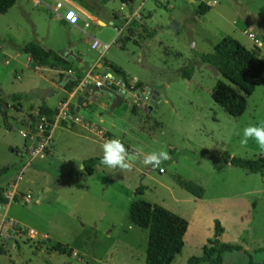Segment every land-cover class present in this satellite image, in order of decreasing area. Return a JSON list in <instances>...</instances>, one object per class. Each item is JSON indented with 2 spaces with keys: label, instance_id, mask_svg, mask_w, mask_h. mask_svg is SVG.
<instances>
[{
  "label": "rangeland",
  "instance_id": "obj_1",
  "mask_svg": "<svg viewBox=\"0 0 264 264\" xmlns=\"http://www.w3.org/2000/svg\"><path fill=\"white\" fill-rule=\"evenodd\" d=\"M70 1L89 6L105 25L88 20L90 26L84 32L69 21L72 15L60 19L29 0H16L7 12L0 13V48L9 58L19 53L5 64L0 52L1 97L8 103L4 113L0 111V169L19 164L9 146L22 149L18 130L32 123L38 113L36 109L18 125L20 111L12 106L10 96H26L33 87L48 86L40 75L53 74L27 64V54L20 53L23 43L34 41L62 53L76 43L96 55L103 47L93 46L92 37L104 43L115 41L118 33L113 16L121 17L122 25L121 15L133 11L122 7V0ZM70 1L64 2V16L78 14ZM141 3L144 16L133 20L144 21L151 13L147 24L156 30L154 36L143 38L140 28L129 33L126 26L121 34L126 35L121 38L123 44L130 36L139 44L130 40L120 50L113 41L104 54L116 58L132 78L149 87L155 85L161 99L148 110L149 96L133 97L110 112L105 93L100 91L93 94L90 105L102 107L104 119L112 117L120 127L126 125L130 144L151 155L158 166L146 171L148 164L139 161L116 168L99 165L91 175L83 176L81 160L110 155V151L91 145L76 129L62 127L74 122L61 118L52 122L49 149L32 159L22 156L18 166L9 165L15 170L2 183L8 202L1 209L25 230L0 229V264H144L148 231L128 218L129 204L136 198L158 203L188 221L184 245L171 264H186L190 256L200 255L215 235L216 221L222 229L219 240L242 246L224 252L220 264H264V169L252 173L222 157L224 151L244 158L264 155V71L263 81L247 96L243 113L233 116L211 97L215 82L226 80L198 59L223 36L231 35L264 62V0H135L134 4ZM201 3L209 9L200 15ZM73 21L83 26L78 18ZM171 21L177 23L176 29L170 27ZM188 31L195 47H190ZM185 66L193 67L188 79L180 73ZM91 111L93 116L98 112L89 108L78 114L91 122ZM135 122L138 127L129 130ZM90 124L94 130L78 126L115 149L120 140L102 123ZM51 152L54 155L48 157ZM180 181L201 187V196L186 191ZM139 185L144 186L142 194L135 192ZM28 229L34 237L27 234ZM55 242L67 245L69 252L48 250Z\"/></svg>",
  "mask_w": 264,
  "mask_h": 264
},
{
  "label": "trees",
  "instance_id": "obj_2",
  "mask_svg": "<svg viewBox=\"0 0 264 264\" xmlns=\"http://www.w3.org/2000/svg\"><path fill=\"white\" fill-rule=\"evenodd\" d=\"M122 1L126 3L130 2L129 0ZM15 2L16 0H0V13L7 12ZM208 9V4L201 3L197 8V13L200 15L204 14ZM137 28H140V34L143 38H150L156 32L155 29L150 30L148 25L140 20H133L128 25L127 31L133 33ZM125 38L126 36L122 39ZM262 40L264 42V33ZM21 48L38 65L71 69L69 62L61 55L52 49L42 47L34 41L25 42ZM198 59L202 63L209 64L226 80L218 79L215 82L211 90L213 100L230 115H241L246 107L247 96L263 81L264 62L259 58L257 53L247 49L231 35L223 36L214 45L212 51L200 54ZM106 66L109 72L125 82L127 87H130L127 74L123 70L110 63H106ZM192 71V66H185L180 69L181 75L187 79L190 78ZM83 76V72L75 70V81L69 80L65 85V89L71 90ZM142 87L143 84L138 82L132 90ZM23 96L21 94H12L11 98L20 99ZM2 106L3 98L0 96V111L4 113ZM38 114L45 115L49 121L53 122V118L56 115V108H50L43 104L39 106ZM5 125L8 126L6 121ZM222 157L224 162L252 173H259L264 169V155L257 158H244L235 155L231 156L228 152L224 151ZM120 162L121 160L115 157L93 156L83 160L82 170L80 171L83 176H88L93 173L95 165L110 164L116 166ZM13 171L8 166H3L0 169V203L2 204L8 202L3 194L4 189L2 183L4 178L9 177ZM180 184L194 196H201L202 188L198 185L186 181H180ZM143 190V185L135 188L137 194H142ZM128 218L133 224L148 231L144 264H171L174 257L181 252L184 245L183 237L188 227V221L158 203H150L141 198H136L129 204ZM214 228L215 235L210 239V244L202 247V253L200 255L190 256L186 264H220L223 260L222 255L224 252L242 249L240 244L223 242L217 238L222 231L218 221L215 222ZM48 248V250L57 251L62 254L69 252V247L61 242H55Z\"/></svg>",
  "mask_w": 264,
  "mask_h": 264
},
{
  "label": "crops",
  "instance_id": "obj_3",
  "mask_svg": "<svg viewBox=\"0 0 264 264\" xmlns=\"http://www.w3.org/2000/svg\"><path fill=\"white\" fill-rule=\"evenodd\" d=\"M29 1L32 2V4L35 5V6L37 4H41L42 6H44L42 3L38 2L37 0H29ZM50 1H55V0H50ZM129 1L130 2H128V3L122 2V3H125L124 7H126L127 10L134 9V8H139V12H140L141 18H142L144 16V14L142 15V12L140 11L142 3L139 4L138 6H135V4H134L135 0H129ZM71 4L73 6L72 9H75L78 12V14L76 15V14H71L70 13L69 15H72L74 18H76V19L78 18L80 21L83 22V26L77 25V24L73 25L77 29L86 32L84 30V28L90 26L88 20H92L93 22L97 23L98 25H105V21L103 19L95 16L92 12H90L89 6H87L85 4L84 5L83 4L82 5H78L75 2H73V1L71 2ZM64 8L67 9L66 6H64ZM47 10L50 11L49 9H47ZM57 17H59L60 19H64L63 17H60V16H57ZM150 17H151V13H147V19H149ZM120 18L121 17H118L117 15L113 16L114 21L117 23V26H116L117 29L116 30H117V33H118V35L116 36L115 41L113 39L111 42L104 43V42L99 41L95 37H92V39L94 40L93 46L101 45L103 47V50L100 51L99 53H97L96 55L93 54V53L89 54L88 48H83L82 45L77 46L76 43L71 45V50L70 51L65 50L63 53L62 52H58V51H56V50H54V49H52V48H50V47H48V46H46L44 44H40V45L42 47L46 48V49H52L53 51H55L56 53L61 55L64 59H66L69 62L71 70H73L74 72L76 70V71H79V72L80 71L83 72L84 75H86L87 73H92V74H95V75H101L103 73H108L109 72L107 70L106 63H110V64H114V65L118 66L121 70H123L127 74V77H128V80L130 81V84L131 85H135L136 83L141 82V81L139 79L135 78L134 76L132 78L129 75V73L127 72L128 70L127 69L125 70V68H123V66H121L122 64H120V62L116 58H113L111 54H110V56H108V58H105V54L107 53V51H104V50H106V49L108 50V48L111 46L113 41L116 43L117 48H119L120 50H121V48H125L127 42L130 41V40L133 43H135V44H139V42L136 43V41L131 36L129 37L128 40H126V43L123 44V41H121V38L125 37L126 35H121V34H123V32L126 31V28H124V27H122V25H120ZM147 19L144 20L145 24H147ZM142 22H143V20H142ZM109 23L110 24L112 23L111 19H110ZM150 30H152V28ZM243 31H245V30H243ZM257 40L259 41V44H261V41L259 39H257ZM105 44L107 45L106 47H104ZM0 52H1L2 55H4L3 56V63H5V64H7L9 62V60H11V59H17L18 56H19V53H16V54L10 56V58H9L8 54L5 53L6 51L4 52L3 50H1V48H0ZM20 53L27 54L25 51H23L22 48H20ZM85 56H87V57H85ZM137 59L140 60L141 58L138 57ZM5 60H7V62H5ZM73 60H75L76 63L73 62ZM26 61H27V64H31L32 63L34 68L37 71H39V72H44L45 71V72H52L53 74H49L47 76L40 75V78L42 80H44L45 82H47L48 86L41 87L42 89L41 88L38 89L37 87H33L32 89L29 90V91H31L30 94L27 92L28 94H26V96H23L20 99H13V98H11V96H10L11 99L8 98L9 100H11L13 107L15 105L17 106V108L16 109L14 108V109L17 110V111L18 110L20 111L19 112L20 113V117L17 120L18 125L20 124V126H21V122L23 123V118L25 119L27 116H29V114L31 112L35 111L36 109L39 108L40 105H43V104L48 106V107H50V108H55L59 101L68 99L69 102H70V105L73 106V110L75 111V108L77 106V104H76L77 97L80 94H82L83 91L74 90V86H73V88L71 90L65 89V85L67 84V82L64 81V80L67 79V76L69 74L68 71H67L68 69H63L62 67H48V66L38 65L37 63H35L31 59V57L28 54H27ZM109 73H111V72H109ZM141 83L143 84V87H142L143 89H142L141 94L135 93V91L131 90L130 92H132V96L130 98L134 97L136 99V98H138L140 96H144V95L148 96V91L153 89V90H155V93H156L155 94L156 95V97H155V105H156L158 103V101L161 99L160 90L157 89L155 85L149 87L145 83H143V82H141ZM90 84H92V83L90 82ZM117 88L121 89L123 87L120 86V87H117ZM140 89L141 88L137 89V91L140 90ZM125 90L128 91V88L125 87ZM95 92H100V91L88 90L87 92H85L82 95V100H81V103L79 105V109H78L77 113L81 109L88 110L89 108H91L92 110L98 111L97 113H95L94 116L92 115V111H91L90 115L88 114V117L92 120V121L91 120L90 121L96 126L98 124L102 123V127L105 130H109L111 132L112 136L116 137L117 140H120V141H117V142H119V144L114 147L115 149H113V147H110V145L106 144L104 142V140H100V138H93L86 131H84L82 129V127L78 126V125H81L79 123H76V124L74 123V124H72L70 126L65 124L62 127L70 129V130L71 129H76V131H74V132H77V134H79V136H81V138H83L84 140H88L89 142H91L90 143L91 145H92V143H96L99 146H102L103 149H105L107 151H110V155L106 154V155H95V156H108V157H115L117 159H120L121 162L116 167H122L123 165H132L133 163H135V161L137 162V160H135L131 156L134 153L135 154H140V155H143V156H148V157H150L152 159V161H154L153 157L151 155H149L147 153H144V152L134 148L133 145L130 144L129 139L127 138V126L126 125H123L122 127H120L116 123L114 118L111 117V119H109V120H106V119L103 118L104 109L101 107L102 106V103H101L102 100L100 102L99 101L97 102L98 103L97 105L99 107H101L99 109H96L95 107H92L90 105L92 99L94 98L93 94ZM101 92H104V91H101ZM104 93H105V97H106L105 99H107V105H110V103L112 101V96H111V94H109L107 92H104ZM1 95H2V89L0 87V96ZM130 98L123 99V101H121L118 105H120L122 102L128 101L127 99H130ZM97 99L98 98L96 97V100ZM25 100H29V102H26V104L24 102H22V101H25ZM51 100H54L53 104H51V102H50ZM6 105H7L6 107H8V103H6ZM114 109H115V107L112 110H109V108H108V110L110 112H113ZM118 116H120V115H118ZM82 118L84 120V124H82V126L84 128L90 129V130H94L95 129V128L91 127V124H90L91 122L86 120L84 117H82ZM133 126L129 130L133 131V130H135L138 127L136 122H135V125H133ZM8 127H10L9 124H8ZM126 139H128V140H126ZM121 141H122V143H120ZM17 148H18L17 146H14V147L13 146H9V150L11 151L12 155L14 157L18 158L19 164L11 163V164H7V165H3V166L10 167L11 165H14V166L20 165V159H21L22 156H19V155H17L15 153V149H17ZM52 155H54V154L51 152V153L48 154V157H50ZM90 157H93V156H90ZM85 159H87V158H85ZM85 159H83V160H85ZM83 160H81V161L83 162ZM104 165H109V164H104ZM97 166H99V164L95 165L94 170L97 168ZM110 166H112V165H110ZM113 167H115V166L113 165ZM11 168H14V167H11ZM14 170H15V168H14ZM147 170H148V168L146 169V171Z\"/></svg>",
  "mask_w": 264,
  "mask_h": 264
},
{
  "label": "built area",
  "instance_id": "obj_4",
  "mask_svg": "<svg viewBox=\"0 0 264 264\" xmlns=\"http://www.w3.org/2000/svg\"><path fill=\"white\" fill-rule=\"evenodd\" d=\"M38 2L42 3L47 9H49L53 14L69 19L70 15L64 16L62 14V10L64 9V2L68 0H37ZM122 7L125 6V3H121ZM123 24L122 27H128V25L133 21V19H137L141 17V14L139 12V8H134L133 11H129L126 15H121ZM74 17L73 19H70L69 21L75 25L74 23ZM123 28V29H124ZM250 36L252 37V34L250 33ZM107 45L105 44L104 47ZM7 62V60H5ZM69 74H72L75 76V72L71 69L67 70ZM76 79V77H75ZM74 79V81H75ZM90 82L92 84H90ZM125 83L121 81L120 79L116 78L112 73H103L101 75H95L92 73H87L84 75L80 80H78L77 84L74 86V90L83 91L87 87L91 85L95 86H102L106 85L108 87H120L122 84ZM130 84V81H129ZM135 85H131L130 87H127L126 84L124 86L128 88V91H131L132 88ZM123 87V86H122ZM137 92V89L132 90ZM144 98L147 99L148 96L144 95ZM56 108V115L53 118V122H57L59 118L64 122H74L79 124H84V120L82 117L78 115L77 112L71 108L70 102L68 99L61 100L58 102ZM51 124L52 122L49 121V119L45 115H39L36 114V118L32 123L29 122L26 126L19 129V134L23 138L24 144L22 149H17L15 153L19 156H29L30 159L35 158L37 155H43L47 149H49V145L51 143V137H52V130H51ZM159 171H162V168L159 169ZM2 203H0V229L2 231H6L9 228H14L15 231H24L25 228L18 226L17 222L11 218L8 217L6 212L1 209ZM27 234L34 237V231L32 229L26 230Z\"/></svg>",
  "mask_w": 264,
  "mask_h": 264
},
{
  "label": "water",
  "instance_id": "obj_5",
  "mask_svg": "<svg viewBox=\"0 0 264 264\" xmlns=\"http://www.w3.org/2000/svg\"><path fill=\"white\" fill-rule=\"evenodd\" d=\"M171 28H177V23L175 21H171V25H170ZM188 37H189V40H190V47H195V42L192 40L191 38V33L188 31ZM24 51V50H23ZM108 74H110L108 72ZM75 79V76L72 75V74H68L67 76V79L64 80L66 82H68L69 80L73 81ZM123 88L119 89L117 87H108L106 85H102V86H95V85H92V86H89L87 87L86 89L83 90L82 94H80L78 97H77V101H76V108H75V111L77 112L78 109H79V105L81 103V100H82V95L87 92L88 90H91V91H104V92H107L109 94H111L112 96V101L109 105V110H112L114 107H116L121 101H123V99L125 98H130L132 96V92L130 91H126L124 86H125V83L122 84ZM142 89L141 88L140 90H138L136 93H139L141 94L142 92ZM155 90L151 89L148 91V96L150 97V100H149V106H148V110L151 109V107L153 105H155ZM6 103L3 102V106H2V109H5L6 108ZM135 160L143 163V164H148V170L150 168H155L158 166V162L156 161H152V159L148 156H143V155H140V154H132L131 155ZM42 196V195H41Z\"/></svg>",
  "mask_w": 264,
  "mask_h": 264
}]
</instances>
